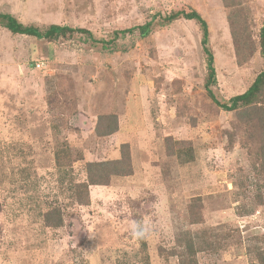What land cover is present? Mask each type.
Here are the masks:
<instances>
[{"label":"rangeland","instance_id":"374dc122","mask_svg":"<svg viewBox=\"0 0 264 264\" xmlns=\"http://www.w3.org/2000/svg\"><path fill=\"white\" fill-rule=\"evenodd\" d=\"M184 6L208 23L211 89L228 102L264 68V0H0V13L109 40ZM234 33L255 51L238 53ZM202 38L198 21L185 18L158 20L147 37L136 30L114 47L86 34L49 41L0 24V264H179L183 252L170 254L191 239L217 246L198 251V264H259L260 127L247 124L242 107L228 111L209 96ZM113 114L118 130L99 136L100 117ZM125 143L133 173L91 186L89 204L73 201L65 169L83 181L88 162L120 158ZM179 146L193 147L192 162H181ZM54 201L61 227L43 215ZM145 219L153 231L137 240L130 225Z\"/></svg>","mask_w":264,"mask_h":264},{"label":"trees","instance_id":"16d2710c","mask_svg":"<svg viewBox=\"0 0 264 264\" xmlns=\"http://www.w3.org/2000/svg\"><path fill=\"white\" fill-rule=\"evenodd\" d=\"M231 4H235V0H225ZM185 18L187 20H195L198 21L202 30V45L203 51L207 55V69H208V77L205 82V88L208 91L209 96L213 99V101L222 109L231 111L237 110L241 107L243 111L241 112L243 116L247 118V124L250 126L260 127V142L261 146L257 149L256 153L254 151L251 152L252 157L253 154L258 156L259 166H257L256 161H254L255 171L254 172L258 177L260 176L264 178V68L260 71V73L255 77L252 84L249 88L243 93L232 96L228 102H220L211 87L216 82V70L214 68V54L209 48V27L206 20L203 16L195 9H187L186 6L182 7L179 10H172L165 15L155 14L151 19L147 20L143 24L135 25L129 28H125L119 31L114 32V36L109 39H97L94 37L91 30L80 27H71L68 25H60V24H50L45 28H41L35 25H24L19 22L13 15L8 13H0V24L6 27L14 34H25L34 36L38 39H47L49 41H56L59 38H67L72 36L74 33L86 34L90 38H92L95 42H101L107 47H114V44H117V41L125 36L127 33H134L136 30L139 31L140 37H147L151 34L152 30H154L155 22L158 20H162V23L168 24L176 19ZM238 32V30H236ZM236 40H239L237 50L238 53H242L245 56L247 53L243 48L245 46H252L251 50L255 51L254 46L247 43V38L243 44L241 43L242 37H236L237 34H233ZM248 37V36H247ZM237 43V41H236ZM257 46V45H256ZM258 46L260 50V54L263 57L264 62V25L259 33ZM243 47V48H242ZM115 49V48H113ZM100 126L96 128L97 134L99 136H107L111 135L118 130V117L113 114L109 116V118L100 117L98 121ZM178 145L182 144V142H177ZM177 156L181 159L182 163H189L194 160V153L192 146H179L177 148ZM122 155L118 159L106 160V161H97V162H88L85 167L86 171V179L83 181H76L74 177V168L72 166L69 168V171L65 169V175L68 177L70 188L74 191L72 200H76V202L80 204H89L90 202V187L93 185H109L110 180L113 176H124L130 175L133 173V162L131 158V152L129 149V144L125 143L122 146ZM64 153V152H63ZM69 154V153H68ZM58 164L62 166L60 162V154L56 155ZM254 160H257L256 158ZM70 176V177H69ZM56 199H58L56 197ZM55 199V200H56ZM263 202V196L260 194L259 203ZM58 201H54V204L51 203V206L48 210L45 211L44 218L48 226L51 227H61L64 223L63 217V207L58 204ZM53 204V205H52ZM197 223V220L193 221ZM206 248L211 247L212 249H216L217 246H213L212 242L209 244L206 243ZM205 247L196 246L195 242L191 239L188 243L185 244L184 250L181 252L174 251L170 255L180 256L179 264H198L197 261V252L200 250H204ZM219 247V244H218ZM256 261L259 264H264V248L257 249V257Z\"/></svg>","mask_w":264,"mask_h":264},{"label":"clouds","instance_id":"9594fccd","mask_svg":"<svg viewBox=\"0 0 264 264\" xmlns=\"http://www.w3.org/2000/svg\"><path fill=\"white\" fill-rule=\"evenodd\" d=\"M153 227L150 219L135 221L130 225V233L137 240L147 239L153 231Z\"/></svg>","mask_w":264,"mask_h":264}]
</instances>
